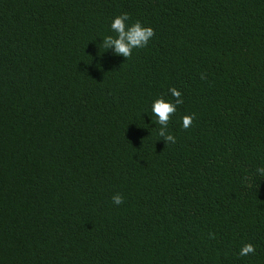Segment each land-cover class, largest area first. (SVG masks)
I'll return each mask as SVG.
<instances>
[{
    "label": "trees",
    "instance_id": "1",
    "mask_svg": "<svg viewBox=\"0 0 264 264\" xmlns=\"http://www.w3.org/2000/svg\"><path fill=\"white\" fill-rule=\"evenodd\" d=\"M258 168L264 0H0V264H264Z\"/></svg>",
    "mask_w": 264,
    "mask_h": 264
},
{
    "label": "clouds",
    "instance_id": "2",
    "mask_svg": "<svg viewBox=\"0 0 264 264\" xmlns=\"http://www.w3.org/2000/svg\"><path fill=\"white\" fill-rule=\"evenodd\" d=\"M129 20L127 13L117 16L111 23V29L116 33V36L111 35L103 39V47L105 49H113L114 53L123 56L126 59L130 58L133 49L144 48L147 46L150 39L154 36V30L151 27L143 26L139 21L126 25ZM169 92L175 98V103L166 102L163 97L157 98L151 106L153 115L157 118L161 128L158 131L159 137L165 141V144L176 143V138L167 132V126L170 117L176 112V105L182 104L181 92L176 88H170ZM193 122L192 115H184L182 117V126L188 129ZM257 172L264 177V168H258ZM112 202L119 206L123 204L124 198L121 194H115L112 197ZM255 253V246L251 243H246L240 250V256H248Z\"/></svg>",
    "mask_w": 264,
    "mask_h": 264
}]
</instances>
